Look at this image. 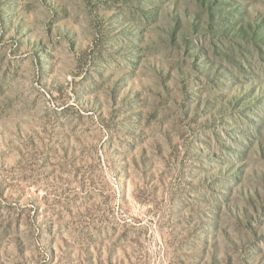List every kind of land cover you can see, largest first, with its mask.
<instances>
[{"label":"rangeland","instance_id":"1","mask_svg":"<svg viewBox=\"0 0 264 264\" xmlns=\"http://www.w3.org/2000/svg\"><path fill=\"white\" fill-rule=\"evenodd\" d=\"M0 264H264V0H0Z\"/></svg>","mask_w":264,"mask_h":264}]
</instances>
